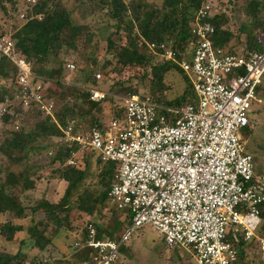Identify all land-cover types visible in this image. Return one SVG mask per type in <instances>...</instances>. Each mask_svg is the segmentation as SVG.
<instances>
[{
  "label": "trees",
  "instance_id": "1",
  "mask_svg": "<svg viewBox=\"0 0 264 264\" xmlns=\"http://www.w3.org/2000/svg\"><path fill=\"white\" fill-rule=\"evenodd\" d=\"M25 2L0 0L1 11L19 22L11 32L1 30L0 36L11 37L19 55L30 62L33 74L47 83L44 96L55 101V115L60 124L75 118L81 132L101 129L104 120L99 112L106 103L112 104L110 118H122L124 103H117L111 90L100 84L112 72L121 75L131 69L143 71L140 78L148 81L150 94H140L134 87L124 85L125 81H117V84H123L125 97L139 94L177 108L197 103L187 76L173 63L158 60L157 55L172 49L177 59L189 58L194 39L190 24L196 11L209 4L207 0H162L159 6H151L147 0H75L72 10H79L84 17H103L104 23L99 29L92 28L87 22L75 21L72 10L62 0H36L33 4L27 2L24 7ZM244 2L247 19L241 22L237 34L226 27L231 20L228 13L231 9L227 7L222 12L213 8V14L206 20L214 28L210 38L215 48L247 57L260 51L264 43V0ZM22 12L23 18L20 17ZM94 31L100 32L104 39V56L98 53L99 38L94 37L97 36ZM148 44H153L154 50H150ZM63 48L79 52L87 63L82 65L80 60L61 59L60 50ZM67 64H73L74 69H68ZM97 72L102 77L99 81L94 76ZM174 72L185 83L183 92L172 99L160 98L157 93L167 88L165 77ZM71 75H74L72 79ZM17 76V68L0 54V102L6 96L11 100L9 110L0 115L3 129L0 154L6 159L0 168V215L7 213L11 216L0 225V236L11 242L15 233L25 231L28 250L31 251H22L21 246L15 253L0 250V264H49L50 260L42 257L45 248L52 243V238L45 235L49 228L53 237L72 231L74 243H79L77 247L73 243L75 249L85 243L89 224L96 227L97 238L119 239L127 223L120 213L113 209L114 217L112 215L99 223L103 218L102 210L110 204L108 193L115 179L116 164L101 161L93 155L94 152L86 150L78 154L75 165H67L76 147L64 143L59 129L37 104L23 110ZM88 87L102 89L107 95L103 100H92ZM262 89L264 91V76L256 88L259 96ZM258 109L252 115L258 113ZM251 119L245 130L247 148L254 152L255 171L263 173L264 141H254ZM93 156L95 168L91 171ZM46 171L66 183L64 192L55 202L39 199L35 205L29 206L28 215L23 199L27 198L26 192L36 189ZM260 213L257 236L264 238V203L260 206ZM27 218L30 223L24 226L21 221ZM79 220V226L73 223ZM229 237L237 251L235 263L254 264L248 261L247 254L254 246L261 250L259 240L245 241L242 237L234 240L232 234ZM85 260L90 264L87 256L79 264Z\"/></svg>",
  "mask_w": 264,
  "mask_h": 264
},
{
  "label": "built area",
  "instance_id": "2",
  "mask_svg": "<svg viewBox=\"0 0 264 264\" xmlns=\"http://www.w3.org/2000/svg\"><path fill=\"white\" fill-rule=\"evenodd\" d=\"M212 14L210 4L196 11L188 59H177L172 49L157 55L187 76L197 97L195 105L177 108L133 94L124 98L122 118H109L90 133L81 132L75 118L59 123L55 101L44 96L47 83L33 74L11 37L0 36V54L18 71L23 110L37 104L59 129L64 143L76 147L66 164L75 165L78 154L86 150L116 164L108 195L127 223L116 240L97 238L96 227L88 225L83 246L89 248L90 264H127L119 248L145 226L159 234L167 247L190 252L196 264H235L231 234L234 240L258 239L264 251V238L257 236L264 173L255 171L253 154L241 133L262 102L256 88L264 76V43L247 57L215 48L210 38L214 28L206 20ZM148 47L154 50L155 46ZM67 68L73 70L74 65ZM94 76L98 81L102 78L100 72ZM88 90L95 101L107 95L102 89ZM10 105L6 96L0 102V115Z\"/></svg>",
  "mask_w": 264,
  "mask_h": 264
},
{
  "label": "rangeland",
  "instance_id": "3",
  "mask_svg": "<svg viewBox=\"0 0 264 264\" xmlns=\"http://www.w3.org/2000/svg\"><path fill=\"white\" fill-rule=\"evenodd\" d=\"M151 6H159L162 0H147ZM216 11H224L227 9H231L228 12L231 16V20L226 26L230 31L234 34L238 33V27L242 21L247 19L246 10H245V2L244 0H207ZM23 4L24 7L27 5ZM64 4L72 10L74 5L76 4L75 0H62ZM19 3L22 4V0H19ZM105 17V16H104ZM72 18L75 21L87 22L92 28L102 27L104 21L103 17L100 19L87 16L84 17L83 14L79 10H72ZM19 22L13 16L5 15L0 9V31H12L15 25H18ZM111 28V27H110ZM110 30L113 31V28ZM100 31V30H99ZM96 33V38H99V46L98 53L100 56H104L106 52L105 42L102 38V35L98 31H94ZM105 33V32H104ZM106 34V33H105ZM103 34V37L105 36ZM235 40V39H234ZM60 57L63 60H79L83 63H87V59L81 58L79 52H72L68 49L60 50ZM113 65V63H112ZM142 70L137 71L136 69L126 70L121 75L112 72L109 78L106 77L101 80L100 86L105 87L106 89H110L111 93L114 95V99L118 103H124V98L126 96V92L123 90V84H117V81H125L124 85H130L137 90L140 94H150L149 83L146 79H141L140 76L142 74ZM74 75H71L72 79ZM102 79V78H101ZM75 81H78L75 79ZM167 88L161 91L158 96L160 98L172 99L176 96H179L184 88L185 83L181 80L178 74L168 73L164 79ZM0 83H2V79L0 78ZM156 94V95H157ZM159 97H157L159 99ZM260 97L262 102L257 104L255 109H258V113H254L251 119V126L254 131V137L257 142L264 141V91L262 89L260 93ZM160 100V99H159ZM161 103V102H160ZM112 104L106 103V106L101 108L99 115L102 120L107 121L109 117V112ZM3 130V129H2ZM0 126V139L2 137V131ZM245 130L241 131L242 136L245 138ZM250 140L248 139V145ZM249 147V146H248ZM248 150L254 154L253 150L249 147ZM95 157L97 156L95 153L93 154ZM93 156L92 167L95 168V157ZM262 162L264 163V150H262ZM6 163V159L0 154V168L3 167ZM261 168V167H260ZM262 169V168H261ZM264 173V167H263ZM89 181V180H87ZM66 187V183L56 177H52L49 171H46L41 177L40 181L37 184V187L33 191L26 192L27 198L23 199V204L26 205V211L28 215H30L29 206H33L37 203L39 199H48L50 201H57L63 194L64 189ZM25 197V195L23 196ZM103 218L99 219V223L104 222L108 218L110 219L115 212L113 211V207L111 204H107L102 210ZM122 217V216H121ZM11 219V216L7 213L0 215V225L5 223ZM83 220V219H81ZM81 220L74 221L73 223L76 225H80ZM24 226L29 225L30 221L27 218L26 220L21 221ZM45 235L49 238H52V243L45 248V251L42 253V257L48 259L49 264H79L80 260L84 258L89 253V248L87 246H82L81 248L75 249L73 248V243L75 239V234L70 232H61L56 234L53 237L52 230L49 228L46 230ZM28 236L25 231L15 233V239L11 242L6 241L3 237L0 236V250L15 253L19 247L21 246L22 251H31L28 250ZM24 241V242H23ZM23 242V243H21ZM75 244V243H74ZM119 252L121 256L125 259L127 264H195V260L193 259L190 252L186 251L181 247H173L169 248L165 245L163 238L153 231L150 226H145L140 230H135L129 240L121 245L119 248ZM33 253V251L31 252ZM248 261L253 262L254 264H264V251L259 250L258 247H252L248 254ZM239 264V263H235Z\"/></svg>",
  "mask_w": 264,
  "mask_h": 264
}]
</instances>
